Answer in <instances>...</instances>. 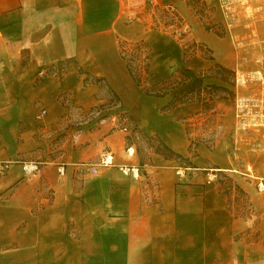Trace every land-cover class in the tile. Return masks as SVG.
<instances>
[{
    "label": "crops",
    "instance_id": "obj_1",
    "mask_svg": "<svg viewBox=\"0 0 264 264\" xmlns=\"http://www.w3.org/2000/svg\"><path fill=\"white\" fill-rule=\"evenodd\" d=\"M218 15V0H0V240H36L33 264H264V204L230 209L205 173L229 168L223 152L188 132L228 85L212 68L233 69ZM185 30L202 50L184 54Z\"/></svg>",
    "mask_w": 264,
    "mask_h": 264
},
{
    "label": "rangeland",
    "instance_id": "obj_2",
    "mask_svg": "<svg viewBox=\"0 0 264 264\" xmlns=\"http://www.w3.org/2000/svg\"><path fill=\"white\" fill-rule=\"evenodd\" d=\"M218 8L213 31L221 38L220 49L226 50L225 59L232 60L233 69L223 73L226 91L213 89L205 94L206 107L188 121V132L209 149L223 152L229 168L205 173L215 175L211 185L227 196L230 209L250 212L257 203L264 204V188L259 192L257 184L259 179L264 184V0L236 1ZM156 16L166 25L170 22L161 9ZM172 25L180 26L178 21ZM182 39L189 51L192 41ZM14 252L28 255L20 263L33 264L36 240H0V253ZM94 253L90 250L89 264H97Z\"/></svg>",
    "mask_w": 264,
    "mask_h": 264
},
{
    "label": "built area",
    "instance_id": "obj_3",
    "mask_svg": "<svg viewBox=\"0 0 264 264\" xmlns=\"http://www.w3.org/2000/svg\"><path fill=\"white\" fill-rule=\"evenodd\" d=\"M236 1L248 2V1H258V0H218V5L220 8H228V6H230V4L232 2H236ZM45 112H46L45 110H42L40 114L42 115ZM123 129L126 130L127 128L124 126ZM9 163L10 162H4V163L0 164V172L1 173L6 170ZM113 164H114L113 155L111 153H108V154H105L103 157L100 158V160L97 162L96 166H109V165H113ZM20 165H21V169H22L23 173L27 176H34L41 169V164L38 161H21ZM119 169L124 174H130L134 178L139 177V168L137 166L121 165V166H119ZM91 171H92V173H97V168L93 167L91 169ZM59 172L60 173L64 172V168L62 166H60ZM177 174H178V176H183L184 172L182 170H179V171H177ZM214 177H215V175H213V174L208 175V181L211 182V180ZM257 184H258V190L262 191L264 188V184H263L262 180L258 181Z\"/></svg>",
    "mask_w": 264,
    "mask_h": 264
},
{
    "label": "trees",
    "instance_id": "obj_4",
    "mask_svg": "<svg viewBox=\"0 0 264 264\" xmlns=\"http://www.w3.org/2000/svg\"><path fill=\"white\" fill-rule=\"evenodd\" d=\"M166 14H167V18L170 20V22L168 23V24H172V21H178L179 22V24H180V28H182L183 26V23H182V20L178 17V15L175 13V12H173V11H171V12H169L168 10H163ZM181 35H182V38H184L185 36H186V38H189L191 41H192V45H191V49L188 51V49L185 47V44H184V54L187 56V54L191 51L192 53H195L196 52V50L198 49V48H200L201 50H202V46L201 45H198L195 41H193V39H191L190 37H188L189 35H188V32H187V30H185V32H181L180 33ZM209 51V50H208ZM208 57L209 58H211V56L210 55H208ZM212 59V58H211ZM127 65H128V69L130 70V72H132V69H131V67H130V65L127 63ZM212 72H214V75L216 76V77H219V78H221V79H223L224 81L225 80H227L226 78H227V76H225V74H223V73H225V72H227V73H231V70H229V69H226V68H224V67H222V66H220V65H215L213 68H212V70H211ZM133 74V73H132ZM134 75V80L136 81V83L138 84V85H140V80L137 78V77H135V74H133ZM95 80V82H97V83H102V79H100V78H95L94 79ZM210 89H214V90H222V91H226V89L227 88H224V87H220V86H215V85H210V86H208ZM205 102V101H204ZM206 107V105L204 104V108ZM154 150L156 151V152H158V153H162V154H164L166 157H175V158H177V159H182L178 154H176V153H174V152H172L170 149H168L162 142H158L157 143V145H156V147L154 148Z\"/></svg>",
    "mask_w": 264,
    "mask_h": 264
}]
</instances>
